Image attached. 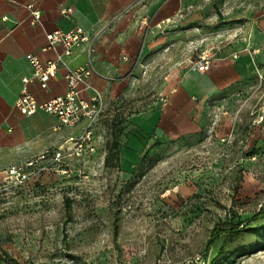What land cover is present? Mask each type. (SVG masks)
<instances>
[{"label": "rangeland", "instance_id": "rangeland-1", "mask_svg": "<svg viewBox=\"0 0 264 264\" xmlns=\"http://www.w3.org/2000/svg\"><path fill=\"white\" fill-rule=\"evenodd\" d=\"M261 8L184 0L178 18L145 35L135 90L108 101L95 150L22 181L0 172V264H210L223 244L220 264H264V91L211 99L193 134L130 119L161 108L164 81L219 52ZM225 220L253 229L209 244Z\"/></svg>", "mask_w": 264, "mask_h": 264}, {"label": "crops", "instance_id": "crops-1", "mask_svg": "<svg viewBox=\"0 0 264 264\" xmlns=\"http://www.w3.org/2000/svg\"><path fill=\"white\" fill-rule=\"evenodd\" d=\"M29 4L41 10L39 20L34 21ZM67 6L74 7L70 17L62 12ZM183 7L184 0H0V172L79 135L86 125L82 121L54 129L60 124L54 114L20 112L16 100L23 77L33 74L29 52L43 60L62 54L48 88L37 79L29 84L42 101L67 90L66 73L89 63L91 45L96 70L89 77L91 87L83 86L82 92L91 94L93 86L107 104L135 90L133 68L146 45L145 35L161 30L167 19L178 18ZM75 25L87 31L90 41L75 46L71 54L64 53L62 44L49 47L48 31ZM240 29L239 36L218 44L219 52L208 70L192 66L165 80L159 88V94H168L162 107L130 119L144 130L156 120L157 130L171 137L193 134L202 129L211 99L264 91V9L245 20Z\"/></svg>", "mask_w": 264, "mask_h": 264}, {"label": "built area", "instance_id": "built-area-1", "mask_svg": "<svg viewBox=\"0 0 264 264\" xmlns=\"http://www.w3.org/2000/svg\"><path fill=\"white\" fill-rule=\"evenodd\" d=\"M32 9L33 19L37 21L41 18V10L29 4ZM74 11L73 6L64 7L62 12L70 17ZM49 47H56L59 44L64 46V53L71 54L75 46L90 41L87 31L79 25L70 29L57 28L47 32ZM90 61L88 64L69 69L66 73L67 90L59 95L46 100H39L30 89V82L37 79L43 88H48L50 80L57 75L58 65L62 61L60 53L55 59L43 60L39 55L33 52L27 54V58L32 66L33 74L23 77L21 92L16 100V106L26 115H32L39 110H44L54 114L59 119L61 126H75L82 121H86L83 131L77 136H70L64 143L56 147H48L41 153L33 156L24 162L13 164L7 169V177L26 180L32 174H36L43 169L59 164H67L72 158L84 156L87 151L95 150L94 128L98 120L105 111L106 103L102 92L92 86L93 92L84 95L83 86L91 87L89 77L96 70L92 61V46L89 49ZM215 54L204 51L199 54L194 68L199 71L208 70L213 62ZM262 77V76H261ZM44 162V165L41 163ZM67 171V168L63 169Z\"/></svg>", "mask_w": 264, "mask_h": 264}, {"label": "trees", "instance_id": "trees-1", "mask_svg": "<svg viewBox=\"0 0 264 264\" xmlns=\"http://www.w3.org/2000/svg\"><path fill=\"white\" fill-rule=\"evenodd\" d=\"M119 143L115 142V147H118ZM118 148H117V156H118ZM256 217V216H254ZM253 219V218H252ZM223 224H225V227L220 225L219 223L215 224V226L212 229L211 235L209 237L208 243L211 244L213 243L223 232L225 231H230L232 234H239L243 230L246 229H253L252 227L246 228L247 226L245 224H235L233 222L230 223V221H222ZM227 250L226 244H223L218 253L212 258V261L210 264H220L222 262V257L225 254ZM7 264H14V259L13 258H4Z\"/></svg>", "mask_w": 264, "mask_h": 264}]
</instances>
